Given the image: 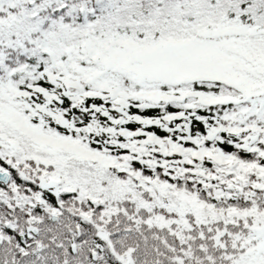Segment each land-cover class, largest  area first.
Instances as JSON below:
<instances>
[{
    "label": "snow or ice",
    "instance_id": "6c2138e0",
    "mask_svg": "<svg viewBox=\"0 0 264 264\" xmlns=\"http://www.w3.org/2000/svg\"><path fill=\"white\" fill-rule=\"evenodd\" d=\"M0 264H264V0H0Z\"/></svg>",
    "mask_w": 264,
    "mask_h": 264
}]
</instances>
